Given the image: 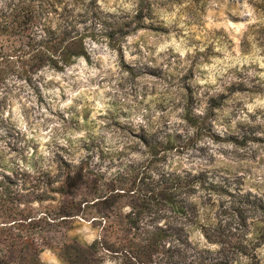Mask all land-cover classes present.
Instances as JSON below:
<instances>
[{
	"label": "rangeland",
	"instance_id": "1",
	"mask_svg": "<svg viewBox=\"0 0 264 264\" xmlns=\"http://www.w3.org/2000/svg\"><path fill=\"white\" fill-rule=\"evenodd\" d=\"M61 1L63 4L69 1L67 5L75 6V13L86 12L78 24L89 50V60L83 58L86 73L97 71L95 77L88 76V84L111 89L105 93L106 97H111L106 114L89 122L94 109L83 98L75 101V104L83 105L79 111L75 106L66 110L54 106V100L67 99V96H55V89L60 84L47 78L52 69L36 74L38 90L29 86L24 78L7 75L0 87L4 94L0 97V113L8 110L9 98L17 87L21 92L31 87L40 102L56 117L45 119L41 127L45 132L50 125L59 124V127L49 134L51 139L44 145L48 152L45 156L40 151V142L35 139L36 133L29 139L28 133L11 117L5 119L0 115V158L3 163L27 167L33 163L47 165L68 143L90 138L99 149L109 151L104 154L103 165H108L112 157L111 170H115L116 164L125 158H139L142 154L137 148L125 156L119 153L124 141L135 139L131 129L143 125L159 138L166 132L178 133L181 136L178 141L187 143L186 149L170 154L172 158L168 157L166 164L193 171L206 170L222 185V189L214 191L205 203L210 221L209 236L214 241L209 242L199 228L191 231V240L208 246L210 255H231L235 264H264V182H261L264 173L253 171L264 166V107L258 106L253 112L247 107L257 98L264 99V77L260 75L264 68L260 67L258 59L264 57V23L239 30L231 27V24L251 19L240 15L244 9H237L236 0H139L133 11L120 7L116 12L108 10L116 7L109 4V0H104L103 5L98 0ZM154 3L161 8L169 7L170 11L172 4L185 6L177 19L169 23L161 18ZM240 3L243 4V0ZM249 3L258 12H264V0H249ZM96 13L102 23L93 27L90 16ZM181 16L185 17L183 21ZM181 22L184 28L180 27ZM112 23H127L122 29L124 34L119 36L121 32H116L113 42L100 36L101 28L109 30ZM135 25L138 27L132 29ZM173 39L179 49L170 43ZM165 45L164 50L158 52ZM105 57L114 65L115 71L105 67ZM81 67L84 65L79 57L63 71L56 72H70L73 68L78 72ZM78 87L79 84L73 85L74 90ZM184 103L190 104L194 113L207 118L212 135L196 133L195 127L182 118ZM65 112L75 115H65ZM245 114L246 120L241 118ZM34 123L29 124V130ZM227 143L234 147H219L215 151L228 157L230 162L218 165L217 157L213 155L214 145ZM29 149L32 150L31 157L27 155ZM77 156L78 153L74 155ZM257 157H260L258 163ZM123 201H127V197H123ZM55 204V201L45 200L42 206L54 207ZM32 205L37 206L38 202L34 201ZM126 209L127 205L123 211ZM73 231L87 243L104 233L110 250L100 251L98 264L108 261L137 264L121 249L127 233L112 227L101 231L100 226L90 220L76 223ZM39 258L46 264H67L56 251L48 248L39 253Z\"/></svg>",
	"mask_w": 264,
	"mask_h": 264
},
{
	"label": "trees",
	"instance_id": "2",
	"mask_svg": "<svg viewBox=\"0 0 264 264\" xmlns=\"http://www.w3.org/2000/svg\"><path fill=\"white\" fill-rule=\"evenodd\" d=\"M68 2L0 0V87L14 74L38 90L35 76L40 71H63L79 57L89 60L85 35L78 29L86 12L75 13ZM90 18L93 27L102 23L97 13ZM125 24L102 27L100 36L113 42L116 32L124 34ZM182 118L196 133L212 135L207 118L188 103ZM131 132L135 139L124 141L119 153L125 156L137 148L142 154L125 158L115 170L112 157L103 165L109 151L90 138L68 143L47 165L7 166L0 158V264H46L39 253L47 248L67 264H98L100 251L110 250L108 241L104 233L83 241L73 231L82 220L101 231L112 227L127 233L121 249L137 264H235L231 255H210L208 246L190 238L199 228L214 241L205 203L222 185L206 170L166 164L170 154L186 149L187 143L178 141L180 134L166 132L159 138L143 125ZM45 200L56 204L42 206Z\"/></svg>",
	"mask_w": 264,
	"mask_h": 264
},
{
	"label": "clouds",
	"instance_id": "3",
	"mask_svg": "<svg viewBox=\"0 0 264 264\" xmlns=\"http://www.w3.org/2000/svg\"><path fill=\"white\" fill-rule=\"evenodd\" d=\"M98 2L103 5L104 0H98ZM139 3V0H109V4H115L116 7H109L108 10L112 12H116L117 8H124L128 11H133L136 9L137 5ZM158 13L161 15V18L169 23L172 21H175L178 17V15L181 12V8L185 5H179L176 4L170 5L171 11L169 10V7L161 8L159 7V4L154 3L153 5ZM236 7L237 9H244V11L240 12L241 16H248L251 17V19L247 20L245 23L240 24H231V27L236 28L237 30L246 28L249 25H256L258 23H264V12H258L253 4L249 3V0H243V4L240 3V0H236ZM181 21L185 19V17H180ZM210 21V18H209ZM181 28H184L185 25L181 22L180 24ZM187 34V31L186 33ZM170 43L175 44L177 49H179V44L173 39ZM165 46H161L158 49L159 51H163ZM184 53L182 52L181 55ZM260 67L264 68V57H259ZM81 63L84 65V67H81L80 70L77 72L73 68L70 72H64V73H57L54 69L52 70V73L48 75L49 80H55L60 84V87L55 89V96L57 98L66 95L67 99H57L54 100L52 103L54 106H58L61 110L69 109L73 106L77 108V111H79L83 105L82 104H75V101L78 98H83L86 101L90 102L91 108L94 109L92 111L90 121H96L98 115H105L106 109L108 107V100L111 99V97H106L105 93L107 91H110L107 86H105L103 89L99 88L98 86H92L88 84V76L95 77L97 75L96 70H90L86 73V62L84 61V58L81 57ZM105 67H112L113 71H115L114 65H111L108 63L107 57H105ZM262 77H264V73H260ZM75 77V79H70V77ZM65 77H69V79H65ZM25 83V82H21ZM74 84H79V87L77 90L73 89ZM42 87V85H41ZM4 94L2 91H0V97H2ZM9 107L8 110L4 111L3 113H0V115L3 116V118L8 119L11 117V119L15 122H17L18 127L23 130L24 132L28 133V138H33V133H36L35 139H37L38 142H40V151L47 156L48 152L45 150L44 145L48 143V141L51 139V136L49 135L52 132L53 128L59 127V124H53L48 126V131L45 132L44 129L41 127V125L44 124V120L47 118L56 119V117H53L52 114L48 111V108L44 106L43 103L40 102L39 97L37 96L36 92L31 88L27 87L25 91L21 92L20 88L17 87L14 91L12 96L9 98ZM264 107V99L257 98L254 103H248V111L253 112L257 107ZM65 115H75L74 113H68L65 112ZM37 117H42L41 119H37ZM242 119H248L247 115L241 117ZM35 121L34 124H32L31 130H29V124ZM83 118L81 117V123H83ZM97 123H103V121H97ZM235 124V121L233 122ZM79 135H84V133H79ZM61 143H64L63 140L60 141ZM211 143V141H209ZM219 147L224 148H233L234 145L231 143L227 144H220V145H214V151L213 155L217 157V164L221 163H229V158L225 157L224 155L220 154L219 152H216L215 149ZM29 157L32 155V150L29 149V152L27 153ZM179 159V158H178ZM260 157H257V163L259 162ZM22 167H27V165L21 164ZM188 165L185 164V167ZM31 169H29L30 171ZM254 172L257 173H264V166H261L259 169L254 168ZM249 180H252V177H249ZM261 182H264L262 180ZM254 191V189H252ZM127 211V209H126ZM107 264H113V262L108 261Z\"/></svg>",
	"mask_w": 264,
	"mask_h": 264
}]
</instances>
